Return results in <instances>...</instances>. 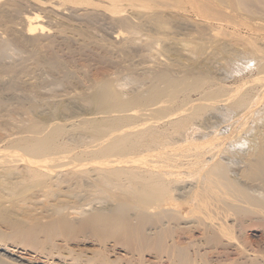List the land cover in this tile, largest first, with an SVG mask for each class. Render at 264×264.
Segmentation results:
<instances>
[{
  "label": "bare ground",
  "instance_id": "1",
  "mask_svg": "<svg viewBox=\"0 0 264 264\" xmlns=\"http://www.w3.org/2000/svg\"><path fill=\"white\" fill-rule=\"evenodd\" d=\"M0 264H264V0H0Z\"/></svg>",
  "mask_w": 264,
  "mask_h": 264
},
{
  "label": "rangeland",
  "instance_id": "2",
  "mask_svg": "<svg viewBox=\"0 0 264 264\" xmlns=\"http://www.w3.org/2000/svg\"><path fill=\"white\" fill-rule=\"evenodd\" d=\"M241 28H242V29H241ZM240 30H241L242 32H244V31L246 30V26H244V25L240 26ZM73 45H74V44H73ZM75 46H77V45H74L73 47H75ZM77 47H78V46H77ZM85 48H86V47H83L82 49H85ZM87 48H88V50L85 49L86 51H83V54H82L83 56L81 55L82 58H85V61H88V59H89L88 57H90V56L85 57V56H87L86 54L90 55V52H92V54L95 53V52H94V51H95L94 48H92V50H91V49L89 50V48H91V46H89V47L87 46ZM82 49H81V52H82ZM64 52H65V51H64ZM64 52L62 53V56H64V57L66 58V60L69 61V62H68L69 65L77 66V67L80 69V70L77 69L78 71H80V72L78 73V76H82V73H84V71H83L82 69H85V68L87 67V66H84L83 68H80L81 65H84V64H83V60H84V59L82 60L81 56H75V55L70 57L66 52H65V53H64ZM63 54H64V55H63ZM92 54H91V56H92V58H94L96 55L94 56V55H92ZM84 55H85V56H84ZM93 56H94V57H93ZM79 57H80L81 60L78 59ZM76 58H77V59H76ZM86 58H87V59H86ZM89 60H91V57H90ZM73 62H74V63H73ZM89 63H90V64H89ZM85 64H88V65H89V66H88V69L86 68V69L88 70V71L86 72V74L89 73V74H88L89 76L92 75V77H93L94 74L100 73V68L98 67V65H96L95 61H93V60H92V61H88L87 63L85 62ZM98 68H99V69H98ZM106 69H107V68H106ZM85 71H86V70H85ZM97 71H99V72H97ZM81 72H82V73H81ZM80 73H81V74H80ZM82 81H83V80H82ZM83 82H84V84H85L87 81L84 80ZM83 82H82V83H83ZM83 248L90 250V249L92 248V245H84ZM117 251H118V253H120V254L123 253L122 250H120V249H118Z\"/></svg>",
  "mask_w": 264,
  "mask_h": 264
}]
</instances>
